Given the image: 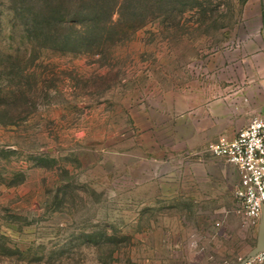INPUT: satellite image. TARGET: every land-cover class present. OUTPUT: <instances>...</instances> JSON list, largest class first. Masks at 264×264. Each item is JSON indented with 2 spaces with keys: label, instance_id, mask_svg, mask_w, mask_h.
<instances>
[{
  "label": "rangeland",
  "instance_id": "rangeland-1",
  "mask_svg": "<svg viewBox=\"0 0 264 264\" xmlns=\"http://www.w3.org/2000/svg\"><path fill=\"white\" fill-rule=\"evenodd\" d=\"M246 0H0V264H237L260 241L209 145ZM188 140H198L193 146Z\"/></svg>",
  "mask_w": 264,
  "mask_h": 264
},
{
  "label": "crops",
  "instance_id": "crops-1",
  "mask_svg": "<svg viewBox=\"0 0 264 264\" xmlns=\"http://www.w3.org/2000/svg\"><path fill=\"white\" fill-rule=\"evenodd\" d=\"M242 25L251 34L244 42L252 45L246 47L254 49L250 66L235 75L237 85L227 84L221 95L212 98L211 105L214 128L236 129V133L255 113L264 110V0H246ZM236 133H221L216 140L222 136L232 138ZM188 141L193 146L198 140Z\"/></svg>",
  "mask_w": 264,
  "mask_h": 264
},
{
  "label": "built area",
  "instance_id": "built-area-1",
  "mask_svg": "<svg viewBox=\"0 0 264 264\" xmlns=\"http://www.w3.org/2000/svg\"><path fill=\"white\" fill-rule=\"evenodd\" d=\"M209 150L237 168L239 182L235 193L244 215L251 220H261L264 208V110L255 113L234 137L222 136L213 141ZM249 253L237 264H264V249Z\"/></svg>",
  "mask_w": 264,
  "mask_h": 264
},
{
  "label": "water",
  "instance_id": "water-1",
  "mask_svg": "<svg viewBox=\"0 0 264 264\" xmlns=\"http://www.w3.org/2000/svg\"><path fill=\"white\" fill-rule=\"evenodd\" d=\"M260 232H261V239L258 242V244L250 251L249 254H253L260 249H264V208L262 212V218L260 221Z\"/></svg>",
  "mask_w": 264,
  "mask_h": 264
},
{
  "label": "trees",
  "instance_id": "trees-1",
  "mask_svg": "<svg viewBox=\"0 0 264 264\" xmlns=\"http://www.w3.org/2000/svg\"><path fill=\"white\" fill-rule=\"evenodd\" d=\"M1 111H2V110H0V114L2 113Z\"/></svg>",
  "mask_w": 264,
  "mask_h": 264
}]
</instances>
